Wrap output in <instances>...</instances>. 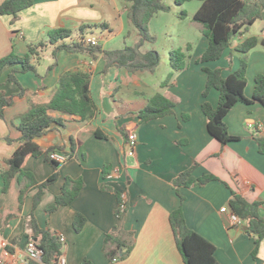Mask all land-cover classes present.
Instances as JSON below:
<instances>
[{"label": "crops", "instance_id": "crops-1", "mask_svg": "<svg viewBox=\"0 0 264 264\" xmlns=\"http://www.w3.org/2000/svg\"><path fill=\"white\" fill-rule=\"evenodd\" d=\"M126 7L119 0H33L32 6L16 18L0 16V59L12 52L24 57L28 45L47 42V33L58 28L71 30L69 40L77 41L76 32L80 27H96L86 29L84 37L96 38L102 50L133 47L140 36L127 19ZM167 13H171V8ZM193 14L183 38L171 44L166 50L168 54L160 57L163 63L174 49H182L187 56V67L174 71L165 85H161L164 79L153 87L146 77L150 73L133 74L123 67L113 66L104 70L106 59L102 55L93 59L60 50L53 57L54 46L49 44L38 61L32 60L36 73H21L19 66L2 73L0 94L11 96L19 92L20 87L8 80L12 71H16L13 75L25 90V95L7 108L0 119V256L4 249L8 250L11 256L5 257L6 261L25 256V246L30 240L27 217L37 189L34 186L25 188L20 201V190L28 181L24 179L19 183L16 176L8 189L2 191V172L7 169L5 161L16 148V144L5 139L17 140L20 137L18 117L31 103L47 102L62 74L79 70L90 73V93L97 108L96 116L81 121L51 113L62 124L52 125L35 139L44 150L62 147L64 151L57 152L68 157L59 163L56 182L43 190L33 212L39 228L64 238L61 253L66 264H80L82 260L91 264H184L169 224L170 213L178 207L186 226L214 246V257L219 264H264V239L260 240L254 258V239L245 233V225L231 226L227 213L220 212L222 207L229 208L231 192H234L248 202L261 203L260 213H263L264 153L260 152L258 140H264V108L257 101L237 102L224 117L228 134L236 140L225 145L210 136L201 111L203 101L216 107L219 96L215 89L206 97L202 96L206 74L201 66L218 68L223 77L237 70L240 55L234 48L247 36L264 38V10L247 33L231 40L218 60L203 65L196 64L195 60L206 50L208 40L202 35L201 26L192 21ZM173 18L176 23L184 19L178 15ZM114 21L117 29L112 27ZM102 30L108 32V36H95L93 31ZM116 38H123V46L107 48ZM146 46L147 42L142 52L149 51ZM170 72L168 65L165 78ZM259 74L264 75V48L260 45L251 50L247 58L244 95L249 100L253 95L254 79ZM156 93L174 102L172 113L140 122L137 112ZM104 98H108L112 109L109 114L102 109ZM95 132L105 138L97 137ZM132 133L136 142L130 155L127 134ZM70 139L74 144L71 156ZM190 168L196 178L210 174L218 180L204 186L180 187L176 191L173 181ZM22 170L30 173L37 184L54 173L44 156L28 157ZM66 177L81 180L82 189L70 204L46 213ZM118 194H124L127 202L125 212L119 217L116 214ZM76 214L85 218L79 233L72 227ZM109 234L133 243L125 258L108 260L103 247ZM125 251L120 248L121 253Z\"/></svg>", "mask_w": 264, "mask_h": 264}, {"label": "trees", "instance_id": "trees-1", "mask_svg": "<svg viewBox=\"0 0 264 264\" xmlns=\"http://www.w3.org/2000/svg\"><path fill=\"white\" fill-rule=\"evenodd\" d=\"M126 4V16L129 23L136 29L140 40L133 47H123L117 50H102L100 46H89L84 41L85 30L96 27H80L76 34L79 40L70 41L72 31L69 29H52L47 33V42H38L27 46V54L19 57L15 53L0 59V76L8 69L16 66L20 67L19 72L36 73L35 65L32 60L38 61L40 54L47 44L54 46L52 56L55 57L57 51H65L70 54L87 55L93 59L102 55L106 59L104 70L109 67H123L128 72L154 73L160 63V55L155 50L142 52L141 48L145 42L153 43L155 38L148 32V24L154 15L167 13L170 7L163 4L160 0H119ZM198 1L199 7L192 15V21L201 26V33L208 40L206 50L195 60L196 64L203 65L206 62L218 60L223 51L229 47L231 40L240 34L248 32L255 21L260 19L264 10V0H174V4L181 6L185 2ZM33 0H4L0 3V16L17 15L31 7ZM186 16L185 11L178 13L179 18ZM104 26V25H100ZM66 40H69L66 42ZM258 45L264 48V38L247 36L239 43L234 51L240 55V64L237 70L223 77L221 70L209 69L201 66V70L206 74V85L202 93L206 97L211 89H215L218 96L216 107H212L207 101L201 104V111L206 118L207 131L214 139L225 145L233 140L228 134L224 117L230 109L237 103L243 102L250 104L259 102L264 108V75H257L254 79L252 98L249 100L244 95L246 87L247 58L251 50ZM189 48V45H187ZM168 64L171 72L161 83H168L174 71H179L187 67V56L182 49H174L169 52ZM53 65L49 67L51 69ZM8 76V80L16 83L20 90L17 94L5 96L0 94V119L3 112L13 106L16 100L25 95V90L18 84L14 73ZM174 102L164 98L161 94H154L146 103L145 107L137 112L140 122L161 118L172 113ZM60 113L81 121H89L96 116L97 108L90 93V73L84 71H73L62 74L54 88L48 101L41 104L31 103L28 110L21 114L17 127L20 137L15 140L6 138V142L16 144L12 155L6 159L7 169L2 172L3 186L5 192L14 177H18L19 183L24 179L28 184L20 190V201L28 186H34L37 192L32 198V210L27 217L26 230L30 231L29 239L34 242L36 247L42 251L39 262L27 260L26 264H53L61 253V243L58 236L48 229L38 227L34 210L39 204L43 190L54 184L57 180V168L59 163L50 159V153L54 151H64L62 147H49L42 149L35 142V139L45 134L52 125H61L60 119L53 118L51 113ZM183 119H186L183 116ZM99 138H105L99 132L94 133ZM129 134H127L128 137ZM260 152L264 153V140H258ZM74 151L73 140L69 141V156ZM44 156L50 163L54 173L43 183L37 184L30 173L24 172L22 167L28 157ZM193 168L180 173L173 181L174 188L204 186L205 184L217 181L213 175L201 177L192 176ZM83 187L81 180H72L68 177L64 179L60 193L55 197L54 202L46 209V213L51 214L59 207L70 204L79 194ZM120 194L117 195L119 200ZM229 209L241 220L245 221V233L254 239V249L252 256L255 258L258 244L264 239V210L260 213L261 203L248 202L242 196L231 192ZM182 201V198H180ZM85 223V218L81 214H76L72 227L74 232L79 233ZM169 224L172 229L175 244L184 264H219L214 257V246L196 232L190 230L184 220L180 207L173 210L169 215ZM111 246H114L111 248ZM132 242L118 239L113 234L106 235L104 240V253L110 262L125 258L131 251ZM125 248L124 253L120 248ZM80 264H91L88 260H82Z\"/></svg>", "mask_w": 264, "mask_h": 264}, {"label": "rangeland", "instance_id": "rangeland-1", "mask_svg": "<svg viewBox=\"0 0 264 264\" xmlns=\"http://www.w3.org/2000/svg\"><path fill=\"white\" fill-rule=\"evenodd\" d=\"M163 4L169 6L171 8V13H158V15L151 19L148 24V32L151 36L155 38L153 43L147 42L146 48L148 50H156L160 57L162 58L166 53L167 48L171 44H177L185 33V28L188 25L191 14L195 12L196 8L199 5L198 1H190L185 2L181 6H177L174 4V0H160ZM185 11L187 13V17L184 18L180 23L175 22L173 17H176L180 11ZM178 21V20H177ZM112 27L117 29V25L112 23ZM95 36H108V32L106 31H93ZM197 34V33H195ZM116 38L113 43L107 45V48L113 47L120 48L123 46L122 43L123 38L118 40ZM168 60L165 58V61L162 63L160 61L159 66L155 73L147 74L146 77L149 78V83L154 86L158 85L159 80H164L166 71L168 69Z\"/></svg>", "mask_w": 264, "mask_h": 264}, {"label": "built area", "instance_id": "built-area-1", "mask_svg": "<svg viewBox=\"0 0 264 264\" xmlns=\"http://www.w3.org/2000/svg\"><path fill=\"white\" fill-rule=\"evenodd\" d=\"M241 1H245V0H241ZM84 41L89 46H93V47L99 46L97 39L94 37H85ZM262 130L264 131V126L262 127ZM127 139H128V143H127L128 154L131 155L133 148L135 146L136 136H135V134L132 133V134L128 135ZM49 157H50V159L56 161L57 163H62L68 159V157L66 155H64L60 152H57V151L50 153ZM126 205H127L126 196L124 194H120L119 200H118V205L116 208V214L118 217L121 216L125 212ZM220 212L227 213L231 226L239 228V227H242L243 225H245V221L238 218L228 207H222L220 209ZM58 240L61 244L64 243V238L62 236H58ZM4 247H5V245H4ZM24 251H25L24 257H19L15 261L8 262L5 260V257H9V256H11V254L8 250L4 249L3 255L0 256V264H26L27 260H33V261H37V262H39L41 260L42 251L36 247V245L34 244V242L32 240H29L26 243ZM53 264H66L65 257L61 254L57 258L55 263H53Z\"/></svg>", "mask_w": 264, "mask_h": 264}, {"label": "water", "instance_id": "water-1", "mask_svg": "<svg viewBox=\"0 0 264 264\" xmlns=\"http://www.w3.org/2000/svg\"><path fill=\"white\" fill-rule=\"evenodd\" d=\"M102 109L106 114H109L112 109L110 108V104L108 102V98H104L102 101Z\"/></svg>", "mask_w": 264, "mask_h": 264}]
</instances>
